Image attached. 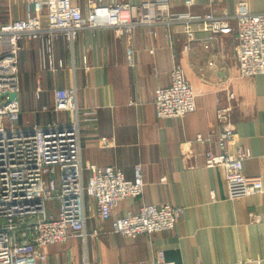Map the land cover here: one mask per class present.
<instances>
[{"label": "crops", "instance_id": "1", "mask_svg": "<svg viewBox=\"0 0 264 264\" xmlns=\"http://www.w3.org/2000/svg\"><path fill=\"white\" fill-rule=\"evenodd\" d=\"M242 2L250 11L264 13V0H192L190 7L185 0H170L173 12L194 15L234 14ZM74 4L86 12L91 2ZM26 9L25 0H0L3 21L24 18ZM181 32L179 26L142 27L129 41L114 29H87L74 43L60 36L51 47L53 67L45 40L24 41L20 126L73 121L72 111L52 109L55 91L75 86L84 112L83 163L114 167L128 178L136 165L144 167V195L125 200L116 213H136L145 204L182 209L173 230L132 239L114 233L112 221L99 219L95 200L88 197L86 240L72 238L46 247V260L40 264H264V193L232 201L223 169L205 164L208 152L222 153L217 110L230 106L238 138L229 151L249 147L245 174L264 183V74L241 77L233 35L212 41L209 49L202 41L186 49ZM175 66L193 86L197 109L181 119H160L155 95L170 85ZM45 106L49 111H43Z\"/></svg>", "mask_w": 264, "mask_h": 264}, {"label": "built area", "instance_id": "2", "mask_svg": "<svg viewBox=\"0 0 264 264\" xmlns=\"http://www.w3.org/2000/svg\"><path fill=\"white\" fill-rule=\"evenodd\" d=\"M74 1L25 0L24 18L0 19V264H40L46 260V247L67 244L72 238L86 240L88 197L95 200L99 219L112 221L113 232L126 238L173 230L182 216V209L171 204H145L138 212L124 216L116 213L125 200L144 195V167L136 165L133 177L128 178L120 169L83 163L84 112L78 106L75 86L57 89L52 109L72 111L73 121L46 126L16 125L22 109L13 95L20 92V53L24 41L45 40L49 65L53 67L51 47L60 36L74 43L84 30L105 28L114 29L131 41L142 27L179 26L186 49L201 41L209 49L212 41L233 35L241 77L264 74V13L250 11L244 2L239 3L234 14L194 15L173 12L170 0H144L140 5L90 0L86 12ZM185 5L190 7L192 0H185ZM10 7L8 3V12ZM199 33L205 34V38L199 39ZM131 55L132 52L130 62ZM196 98L184 70L175 66L170 85L156 92L157 117L184 118L196 111ZM43 111H49V107H43ZM231 111L230 106L217 110L222 153L208 152L205 164L223 169L229 198L234 201L263 194L264 183L261 177L245 174V162L252 156L249 147L229 151V145L238 138ZM199 139L204 140L201 135ZM55 204L56 212L49 211Z\"/></svg>", "mask_w": 264, "mask_h": 264}, {"label": "rangeland", "instance_id": "3", "mask_svg": "<svg viewBox=\"0 0 264 264\" xmlns=\"http://www.w3.org/2000/svg\"><path fill=\"white\" fill-rule=\"evenodd\" d=\"M6 13H7V12H6ZM6 16H8V15H6ZM0 19L3 20L1 14H0ZM23 43H24V42H23ZM22 51H23V44H22ZM22 51H21V53H20V71H21V67H22V63H23ZM19 121H20V120H19ZM16 125H19V126H20V123H17ZM24 126H27V125H24ZM57 209H58V205L55 204V205H53L52 207H50L48 210H49V211H52V212L55 213Z\"/></svg>", "mask_w": 264, "mask_h": 264}, {"label": "water", "instance_id": "4", "mask_svg": "<svg viewBox=\"0 0 264 264\" xmlns=\"http://www.w3.org/2000/svg\"><path fill=\"white\" fill-rule=\"evenodd\" d=\"M13 98L18 99V95L17 94H14L13 95Z\"/></svg>", "mask_w": 264, "mask_h": 264}]
</instances>
